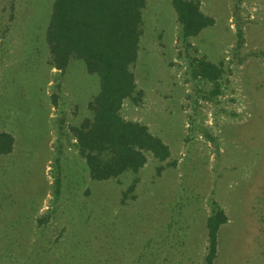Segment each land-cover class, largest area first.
<instances>
[{
    "label": "rangeland",
    "instance_id": "374dc122",
    "mask_svg": "<svg viewBox=\"0 0 264 264\" xmlns=\"http://www.w3.org/2000/svg\"><path fill=\"white\" fill-rule=\"evenodd\" d=\"M53 1L0 0V131L14 138L0 154V264H203L211 199L228 216L214 264H264V0H200L215 22L187 39L171 0L146 1L142 95L121 114L170 157L146 153L137 174L106 181L89 178L70 131L92 116L99 76L82 59L51 67ZM195 57L222 64L212 97Z\"/></svg>",
    "mask_w": 264,
    "mask_h": 264
},
{
    "label": "trees",
    "instance_id": "16d2710c",
    "mask_svg": "<svg viewBox=\"0 0 264 264\" xmlns=\"http://www.w3.org/2000/svg\"><path fill=\"white\" fill-rule=\"evenodd\" d=\"M147 0H54L45 31L51 67L65 72L72 59H82L88 73L99 76V92L88 102L92 116L71 126L79 154L84 158L89 178L106 181L124 172L137 174L146 164V153L159 161L170 157V149L148 126L121 114L126 100L135 104L142 92L137 89L132 66L138 57L142 35V11ZM183 39L197 36L214 24L204 14L200 0H171ZM222 64L205 57L191 59L193 78L214 84L209 97L219 92ZM14 138L0 131V154L12 151ZM160 166L157 172L160 173ZM138 176L122 194V203L132 194ZM134 197V195H132ZM206 218L207 247L203 264H214L218 232L228 221L221 205L211 199ZM44 222L39 219V223Z\"/></svg>",
    "mask_w": 264,
    "mask_h": 264
}]
</instances>
